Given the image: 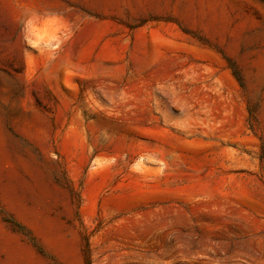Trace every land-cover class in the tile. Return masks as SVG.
<instances>
[{"label": "rangeland", "instance_id": "obj_1", "mask_svg": "<svg viewBox=\"0 0 264 264\" xmlns=\"http://www.w3.org/2000/svg\"><path fill=\"white\" fill-rule=\"evenodd\" d=\"M262 56L264 0H0L3 126L44 175L0 227L41 264L70 260L24 209L80 264H264Z\"/></svg>", "mask_w": 264, "mask_h": 264}, {"label": "bare ground", "instance_id": "obj_2", "mask_svg": "<svg viewBox=\"0 0 264 264\" xmlns=\"http://www.w3.org/2000/svg\"><path fill=\"white\" fill-rule=\"evenodd\" d=\"M214 16L216 17V15ZM259 62L260 70H263L264 56L261 57ZM0 76L6 78L1 74ZM2 82L7 81L2 80ZM2 117L3 112L0 110V188L7 191V195L10 197L17 198L18 196L15 191L17 187L33 189L34 186H42L44 175L41 168L31 159H27L13 150L9 135L4 129ZM26 117L32 122L38 121L33 114H29L28 112L26 113ZM29 132L32 133V131ZM19 168H23L26 171L31 181L20 174ZM4 178L9 181L8 187L2 181ZM20 217L37 231L43 238L47 248L58 254L66 255L70 260V264H80V257L75 240L68 239L62 232L60 226L50 217L43 215L35 207L24 209ZM0 231V251L5 253L8 264H41L33 249L23 244L17 235L4 230L2 227H0Z\"/></svg>", "mask_w": 264, "mask_h": 264}, {"label": "water", "instance_id": "obj_3", "mask_svg": "<svg viewBox=\"0 0 264 264\" xmlns=\"http://www.w3.org/2000/svg\"><path fill=\"white\" fill-rule=\"evenodd\" d=\"M0 74L5 76L9 80L14 81L15 83H19L18 79H16L15 77H13L11 74L7 73L6 71H3V70L0 69Z\"/></svg>", "mask_w": 264, "mask_h": 264}, {"label": "trees", "instance_id": "obj_4", "mask_svg": "<svg viewBox=\"0 0 264 264\" xmlns=\"http://www.w3.org/2000/svg\"><path fill=\"white\" fill-rule=\"evenodd\" d=\"M85 252L87 254V263L90 264V255H89V245H88V243L86 244Z\"/></svg>", "mask_w": 264, "mask_h": 264}]
</instances>
